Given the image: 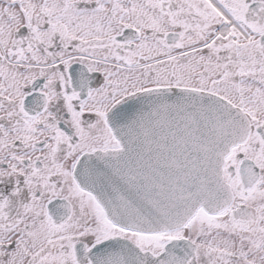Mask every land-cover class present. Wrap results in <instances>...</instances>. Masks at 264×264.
Returning <instances> with one entry per match:
<instances>
[{
	"label": "snow or ice",
	"instance_id": "6c2138e0",
	"mask_svg": "<svg viewBox=\"0 0 264 264\" xmlns=\"http://www.w3.org/2000/svg\"><path fill=\"white\" fill-rule=\"evenodd\" d=\"M0 264H264V0H0Z\"/></svg>",
	"mask_w": 264,
	"mask_h": 264
}]
</instances>
